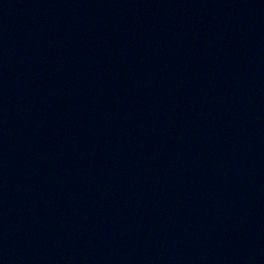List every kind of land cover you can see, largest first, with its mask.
<instances>
[{"label": "water", "instance_id": "obj_1", "mask_svg": "<svg viewBox=\"0 0 264 264\" xmlns=\"http://www.w3.org/2000/svg\"><path fill=\"white\" fill-rule=\"evenodd\" d=\"M0 264H264V0H0Z\"/></svg>", "mask_w": 264, "mask_h": 264}]
</instances>
